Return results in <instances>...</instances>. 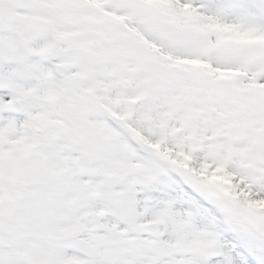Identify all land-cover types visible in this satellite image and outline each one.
I'll return each mask as SVG.
<instances>
[{"label": "snow or ice", "instance_id": "1", "mask_svg": "<svg viewBox=\"0 0 264 264\" xmlns=\"http://www.w3.org/2000/svg\"><path fill=\"white\" fill-rule=\"evenodd\" d=\"M0 264H264V0H0Z\"/></svg>", "mask_w": 264, "mask_h": 264}]
</instances>
